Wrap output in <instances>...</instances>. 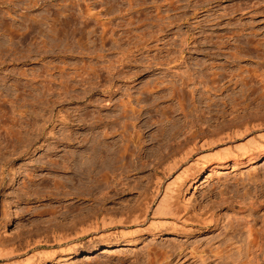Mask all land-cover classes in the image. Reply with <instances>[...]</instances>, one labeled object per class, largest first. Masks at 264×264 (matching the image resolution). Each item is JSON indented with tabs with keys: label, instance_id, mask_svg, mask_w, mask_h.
Returning a JSON list of instances; mask_svg holds the SVG:
<instances>
[{
	"label": "rangeland",
	"instance_id": "obj_1",
	"mask_svg": "<svg viewBox=\"0 0 264 264\" xmlns=\"http://www.w3.org/2000/svg\"><path fill=\"white\" fill-rule=\"evenodd\" d=\"M94 6V11L101 10L103 17L110 18L106 33L101 34L95 21L82 31L83 25L77 21L60 41L36 33L40 26L48 28L51 21L32 23L30 30L23 31L17 16L19 6L3 18L6 25L17 26L19 34L23 31L8 36L0 30V241L5 243L22 244L28 237L43 239L54 226L69 224L72 215L63 218L61 213L75 204L73 195L62 193L71 188L70 181H64V188L53 185L70 173L56 167L67 150L76 146L83 150L93 135L100 136L104 130L112 134L103 139L116 141V146L125 144L132 130L139 132L138 168H125L123 176H118L122 183L126 181L125 192L105 204L118 208L122 201L124 210L137 208L145 192L153 189L154 170L161 169L156 168L157 162L190 129L191 123L184 122L180 111L171 112L170 106L177 105L168 93L172 81L192 78L187 90L195 85V99L205 90V96L213 97L217 107L223 108L224 101L230 103L247 92L240 90V81L234 84L239 77L254 74L252 81L257 86L264 77V49L261 52L255 46L257 41L264 44V0H96ZM0 7L6 10V5L0 3ZM47 13L40 8L31 12ZM199 80L208 84L215 80L226 88L209 91ZM155 83L159 86L153 87ZM256 94L257 89L249 98ZM128 99L139 116L134 128L123 131L121 103ZM205 101L197 99L204 117L193 130L230 122L231 115L213 116L217 107L208 109ZM253 103L251 115L264 112V105L254 110ZM199 112L190 117L195 120ZM168 115L174 116L167 117L171 121ZM210 115L212 119L205 121ZM172 120H180L176 126L181 124L182 133L168 139L163 133L171 129ZM69 134L74 138L71 146L64 138ZM231 157L225 162L212 157L208 164H195L193 159L165 179L162 190L173 184L174 208L192 220L190 226L168 220L155 227L150 214L141 225L127 228L130 233L126 236L111 234L94 238L91 244L84 238L72 251L67 245H56L27 255L55 251L32 264H264L263 258L248 254L244 227L246 219L252 222V218L257 227L263 224L264 190L263 196L255 195L264 185V152L245 159ZM184 169L186 173L178 179ZM249 202L257 210L248 209ZM78 207L85 213L89 203Z\"/></svg>",
	"mask_w": 264,
	"mask_h": 264
},
{
	"label": "bare ground",
	"instance_id": "obj_2",
	"mask_svg": "<svg viewBox=\"0 0 264 264\" xmlns=\"http://www.w3.org/2000/svg\"><path fill=\"white\" fill-rule=\"evenodd\" d=\"M95 1L96 0H0L1 5H6V10L0 7V30H2L3 35L13 36L19 34L17 26L15 27L13 23H9L8 25H6L3 21V18H6L7 14H11L10 10H16V6H19V13L17 16H19L21 20V25L23 24V31L30 30L33 25L32 23L42 24L43 22L51 21V25L48 28H44L42 30L40 26V29H37L36 33H39L40 36L51 37L52 40L58 38L61 39L68 37L69 28L72 27L75 22L78 21L79 23H81L83 25L81 30L84 31L91 21H95V24L101 27V34H105L107 31V24H109L110 22V18L103 17L101 14V10L94 11ZM130 1L133 0H129V2ZM16 2L19 4H16ZM51 7H54L52 12L50 11ZM39 8L42 10H47L49 13H47L46 15L31 14L32 10ZM105 13L107 14L109 13V11L106 10ZM23 31L20 32L21 35ZM82 31L80 35L82 34ZM92 32L94 31L89 30V33ZM103 37L104 36H102V38ZM46 43L48 44V41ZM46 43L43 45L44 47L47 46ZM249 44L251 43L249 42ZM255 44L257 48L256 50H261V52H263L264 46L262 45L264 44L260 41H257ZM232 56L234 59L237 58V53L235 52ZM109 66L110 65H108V67ZM95 72L97 73L96 70ZM95 72L93 71L94 74ZM216 73L219 75L218 72ZM238 75H240V73ZM253 75L254 74L251 73H249V75H242L241 77H239L240 79H237L234 82V84H237V82L240 81L243 87L240 90L242 91V93L243 91L247 92H245V94H242L241 97H236L237 99L232 100L230 103L224 101L223 106L225 107L223 108L217 107V101L213 97H206L205 93H203L205 90H203V92L200 91L201 97L197 98L199 103L203 102L206 99L207 101H205V104L208 109L211 106L212 108L214 106L217 107L218 111L215 109L216 112L213 114V116L215 115L217 118H219L225 117V114L231 115V118L229 120L230 122H227L225 125H216L212 129H209V123L207 128H205L206 130L202 127L193 130L196 121L199 122V120L203 119L204 113L199 112L200 110L196 105L197 99H195L194 92L197 90V88L195 87V85L193 86V88L187 90L188 82L191 81L192 78L188 77L187 81L182 80L180 83L172 81V83L168 84L169 86L167 85L170 98L173 101L176 100L177 104L174 106H170L171 112H174L175 114L176 111H180L179 115L181 114V116L184 117V122L188 119V122L191 123L190 129L186 132V135L183 139H178L179 141L177 142V145L175 147L166 146L168 147L169 151L166 148L167 153L163 156L159 155L162 156V159L157 162L158 165L156 168L159 167L161 169L154 170L156 171V179L153 182V189L149 192H145L144 198L143 200H141V203L139 202V206L137 208H126L125 212V210L123 209L124 205L123 203L121 204L122 201L119 202L120 207L118 208L106 207L105 204L108 202L116 201V199L120 198L122 196V193L125 192L126 185L124 186L123 183H125L126 181L122 183V177H118L119 175H122L124 170H126L125 168L132 166L134 167H132L133 170H136L138 168L135 164L137 161L136 158H138V147H140L138 145L140 139L139 132L132 130L133 133L131 132L130 138L127 139L126 143L122 146H116V141L112 143H106L103 137H105L106 139V137L112 134V132L109 130H104L102 134H100V136L93 135V138L89 139L91 141V144L87 145L83 150H80L77 146L67 150L65 159L63 160L62 164L59 165L57 163L59 166L57 165L56 168L57 170L61 168V170L63 169L62 172H69L71 175L68 173L70 176L68 175L65 178L62 176V181H60V183L54 181L55 184H58L53 186L58 189L63 185L64 188V181H70L71 188H69V190L67 189V191H62V193L64 195H73L75 204L72 209L70 207L71 210L68 209L70 210L69 212H67L68 214L66 212H62L61 214L63 218H66L71 214L72 219L70 220L69 224L65 225V227L54 226V228H51V233H47L45 236L46 238L43 239H29L28 237V239L22 244H16L15 242L5 243L1 240L0 260L3 261L2 264H32V262L35 261L36 258L40 259L42 255H53L55 252L51 250L41 252L34 251L30 255H27L30 251L37 248H51L56 245H67L68 250L70 249V251H72L73 248L76 247L78 242L84 238H88L87 241L91 244L95 241L94 238H104L110 236L111 234L126 236V234L128 235L130 233V231H126L127 228L141 225L150 214L152 215L151 222L153 225L155 224V227H157L159 223H163L168 220H172L174 223L184 224V226L192 225L190 223L192 221L190 218L185 217L186 215H183V217L174 208L172 199L174 198L173 193H175V191L173 189L174 187L172 188L173 184H164L165 188L164 190H162V187H164L163 183L165 179H167L168 177L170 178L172 174L180 170L183 165L189 163L193 159H195V164H208V160L212 157V159H217L219 162H225L228 156H232L233 158L237 159H245L253 156L254 154L264 152V112L261 113L259 110L258 112L260 113H257L256 115H251V112H253L251 110V112H249L250 104L253 102L254 105L252 104L253 106L251 105V108L254 110H257L264 105V77L260 78L259 83L261 84L257 86V83L255 84L254 81H252ZM202 82L204 81L199 80V83ZM251 82H253L257 88L253 86L254 84L251 85ZM220 84L221 83H218L214 80L211 82V84L206 83L205 88L209 91L215 88L216 90L226 88V86ZM154 86L159 85L158 83H155L153 87ZM144 89H149V85ZM256 89L258 92V94H256L257 96L255 95L253 98H249V96H253L251 94ZM241 91L239 92L241 93ZM188 97H190L191 99H188ZM234 97L235 96L233 95V98ZM128 98L130 99V97ZM129 99L127 101H122L121 103L123 109L122 116L125 118L122 123L123 131H127L130 127L134 128L136 125L135 120L139 116L137 114L139 110L132 106V100ZM247 99L249 100L247 101ZM227 105L229 109H226ZM194 110L197 113H200L199 115L195 114V120L190 117L194 115V113H196L193 112ZM227 110L229 111L226 112ZM246 110L247 113H249L251 116L248 115L246 117ZM172 115H168L166 116V118L171 117L173 119L174 116ZM163 117L164 116L162 115V118ZM169 118H167L168 121H171ZM210 119H212V115L208 116L205 121L209 122ZM172 121L173 124H171L173 128L171 127L168 132L163 133L164 136L168 139H174L178 136V134L182 133L181 124L179 127L176 126L177 122H180V120ZM64 138L68 142V145L71 146V142H73L74 138H72L70 134ZM176 141L177 140L175 139L174 142ZM161 154L163 153L161 152ZM185 171L186 170L184 169L179 172V174L177 175L178 179L181 175L186 173ZM256 179V181H262L258 180V178ZM260 186L262 187V189L260 188L261 190L259 192H256L257 194L255 196H257V198L263 196L264 185L261 184ZM73 188L75 189L74 191ZM177 190L178 189H176V191ZM244 195H246V192ZM85 201L89 203V207L84 213L82 212V208L78 206L80 205V203H83ZM261 202L262 201H259V204ZM252 203L248 205V209L257 210L258 206L253 207L254 204L252 205ZM134 207H136V205H134ZM76 209L78 211L72 213V211ZM118 212L120 214H118ZM250 215L253 214H249V216ZM246 221L247 222L245 223L244 227L247 233V247L245 248L247 249L249 255L252 254V256H255L257 258L261 257L264 259V219L262 220L263 224L261 225V227L256 226V224L254 223L256 222L255 218H252V222H249L247 219ZM232 228L233 232L237 231L235 227ZM131 232L133 233L134 231ZM238 244L237 246L239 247L237 254L240 255L241 245Z\"/></svg>",
	"mask_w": 264,
	"mask_h": 264
}]
</instances>
